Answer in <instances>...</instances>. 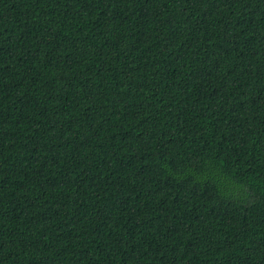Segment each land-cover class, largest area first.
Returning a JSON list of instances; mask_svg holds the SVG:
<instances>
[{"label": "trees", "instance_id": "16d2710c", "mask_svg": "<svg viewBox=\"0 0 264 264\" xmlns=\"http://www.w3.org/2000/svg\"><path fill=\"white\" fill-rule=\"evenodd\" d=\"M0 264H264V0H0Z\"/></svg>", "mask_w": 264, "mask_h": 264}]
</instances>
